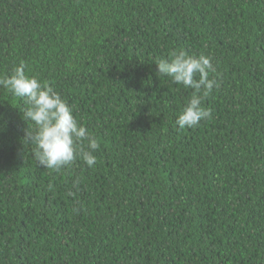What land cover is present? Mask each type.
<instances>
[{"label":"trees","instance_id":"16d2710c","mask_svg":"<svg viewBox=\"0 0 264 264\" xmlns=\"http://www.w3.org/2000/svg\"><path fill=\"white\" fill-rule=\"evenodd\" d=\"M174 51L215 67L191 129ZM21 61L99 149L39 167L0 87V264H264V0H0V77Z\"/></svg>","mask_w":264,"mask_h":264},{"label":"clouds","instance_id":"9594fccd","mask_svg":"<svg viewBox=\"0 0 264 264\" xmlns=\"http://www.w3.org/2000/svg\"><path fill=\"white\" fill-rule=\"evenodd\" d=\"M155 65L157 74L171 77L173 83L193 90L176 119L180 129L194 128L211 118L212 110L203 105L204 97L218 85L210 77L215 72L210 56L174 51L170 59H162ZM25 69L21 61L10 75L0 77V87L24 102L23 118L33 125L25 131L24 141L32 146L37 165L60 171L80 159L93 167L97 162L94 152L99 149L96 137L76 119L73 108L59 92L35 75H27Z\"/></svg>","mask_w":264,"mask_h":264}]
</instances>
